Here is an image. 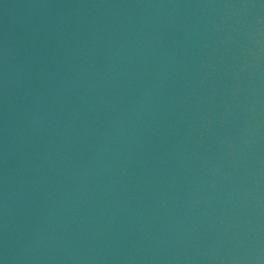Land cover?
Returning <instances> with one entry per match:
<instances>
[{
	"label": "water",
	"instance_id": "1",
	"mask_svg": "<svg viewBox=\"0 0 264 264\" xmlns=\"http://www.w3.org/2000/svg\"><path fill=\"white\" fill-rule=\"evenodd\" d=\"M112 264H264V0H129Z\"/></svg>",
	"mask_w": 264,
	"mask_h": 264
}]
</instances>
